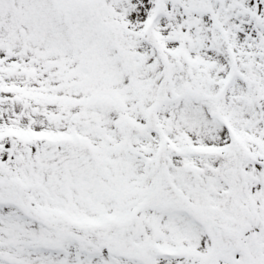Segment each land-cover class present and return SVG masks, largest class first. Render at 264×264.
Segmentation results:
<instances>
[{
    "label": "snow or ice",
    "instance_id": "6c2138e0",
    "mask_svg": "<svg viewBox=\"0 0 264 264\" xmlns=\"http://www.w3.org/2000/svg\"><path fill=\"white\" fill-rule=\"evenodd\" d=\"M0 264H264V0H0Z\"/></svg>",
    "mask_w": 264,
    "mask_h": 264
}]
</instances>
